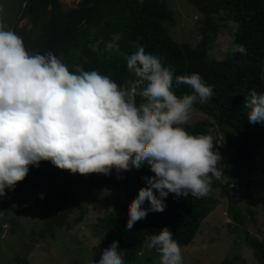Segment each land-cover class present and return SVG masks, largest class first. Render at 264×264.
Masks as SVG:
<instances>
[{"label": "clouds", "instance_id": "9594fccd", "mask_svg": "<svg viewBox=\"0 0 264 264\" xmlns=\"http://www.w3.org/2000/svg\"><path fill=\"white\" fill-rule=\"evenodd\" d=\"M23 25L33 30L27 17ZM118 40L117 35L89 47L110 56ZM233 51L243 54L246 48L237 44ZM125 61L134 75L121 87L97 70L69 71L52 51L30 53L21 36L0 24V197L41 161L80 175L147 167L152 174L142 177L144 186L127 202L129 230L149 212H163L170 193L208 195L212 179L223 176L221 156L210 135L189 134L181 125L196 103L209 102L213 86L199 73L175 75L139 42ZM182 85L192 91L177 96L174 89ZM244 106L249 123L264 124V91L249 90ZM145 246L159 253V264H183L181 246L167 226L146 237ZM121 252L112 237L88 264H124Z\"/></svg>", "mask_w": 264, "mask_h": 264}, {"label": "trees", "instance_id": "16d2710c", "mask_svg": "<svg viewBox=\"0 0 264 264\" xmlns=\"http://www.w3.org/2000/svg\"><path fill=\"white\" fill-rule=\"evenodd\" d=\"M188 1L201 14L198 20L200 38L195 45L176 42L170 36L167 26L174 23V12L165 0H104L98 10L74 31L59 58L66 62L69 71H76L79 67L97 70L123 87L134 75L126 67L125 56L139 42L146 49L158 53L162 63L175 69V75L199 73L207 84L212 85L213 97L208 103H196L194 108L214 121L224 136L230 156L224 181L219 179L220 182H216L217 179L213 178L210 191L220 190L230 203L227 211L233 224L242 227L246 218L252 216L241 204L239 176L247 173L257 158L264 156V124L249 123L248 109L244 106L249 90L264 91V79L261 78L264 72V0ZM229 23L233 26L231 45H244L246 52L242 54L229 50L217 60L210 51L220 29L228 28ZM117 35L119 48L118 51L113 50L110 56L94 52L89 47L97 40L106 42ZM100 47L103 49L104 44L101 43ZM174 90L177 96L192 91L187 85ZM210 126L209 120H202L181 127L192 135L208 134L212 137ZM213 144L217 150L214 138ZM151 174L147 167L130 165L117 177L97 180L96 173L72 174L55 167L50 161H41L38 168L30 167L28 183L40 201V216L44 224L42 234L48 233L54 239L59 228L76 224L69 221L76 207L70 199L71 194L108 185L121 191L123 200L117 210L99 218L94 227L101 229L102 246L112 237L116 238L124 264H136L137 260L144 259L139 254L146 251L149 254L147 260L153 254L158 256L154 249L145 246V240L165 226L173 232V238L181 247L189 245L203 219L213 210L209 193L201 198H177L170 193L163 212H149L144 219L135 222L131 230L124 227L127 202L135 198L144 186L142 177ZM41 191L43 199L40 198ZM147 206L146 202L142 207ZM1 207H9V204L3 202ZM4 211L7 213L8 208ZM77 220L81 221V217ZM240 232L244 233L240 239L242 244L251 248L257 260L264 264V241L241 229ZM236 261V257L226 258L221 264H235ZM74 264L82 263L77 261Z\"/></svg>", "mask_w": 264, "mask_h": 264}, {"label": "rangeland", "instance_id": "374dc122", "mask_svg": "<svg viewBox=\"0 0 264 264\" xmlns=\"http://www.w3.org/2000/svg\"><path fill=\"white\" fill-rule=\"evenodd\" d=\"M24 1L0 0V7L3 8L0 24L5 29H11ZM165 1L174 12V23L167 26L170 36L176 42L195 45L200 38L198 20L201 14L197 8L188 0ZM227 25L229 29H220L221 32L210 51L211 56L217 60L227 51H233L234 46L230 43L233 26L231 23ZM202 120L211 122L210 132L216 140V151L221 156L219 164L223 172V182L230 154L222 132L210 117L194 107L184 124ZM122 171L123 169L117 171L113 168L109 174L96 173V179L117 177ZM27 176L29 177L28 174ZM27 176L17 183L14 190L6 189V195L0 197V264H74L77 261L88 264L90 256L95 259L102 247V235L101 229L94 226L99 218L119 208L123 200L122 192L105 185L101 189L94 188L85 193L71 194L70 199L76 207L69 221L76 224L59 228L56 238L52 239L50 234H42L44 224L40 216V201L35 196V191H31ZM239 180L242 207L251 213L252 218H246L244 226L236 227L227 211L229 201L220 194L219 189L210 191L209 199L213 210L203 219L191 243L181 247L183 264H221L226 258L233 257L237 258L235 264H261L252 249L242 244L240 239L244 233L240 229L264 241V156L257 158L251 169L239 176ZM3 202L9 204V207H1ZM78 217H81V221L77 220ZM142 255L144 259L137 260L136 264H159V255L150 254L149 260L147 251L139 254V257Z\"/></svg>", "mask_w": 264, "mask_h": 264}, {"label": "water", "instance_id": "95a60500", "mask_svg": "<svg viewBox=\"0 0 264 264\" xmlns=\"http://www.w3.org/2000/svg\"><path fill=\"white\" fill-rule=\"evenodd\" d=\"M25 0L11 26L24 40L30 53L52 51L58 57L74 31L98 10L104 0ZM74 3V5H72ZM27 17L33 25L28 32L23 20Z\"/></svg>", "mask_w": 264, "mask_h": 264}, {"label": "bare ground", "instance_id": "6f19581e", "mask_svg": "<svg viewBox=\"0 0 264 264\" xmlns=\"http://www.w3.org/2000/svg\"><path fill=\"white\" fill-rule=\"evenodd\" d=\"M69 2L68 3H71V2H73V1H76V0H68ZM67 2V1H66Z\"/></svg>", "mask_w": 264, "mask_h": 264}]
</instances>
